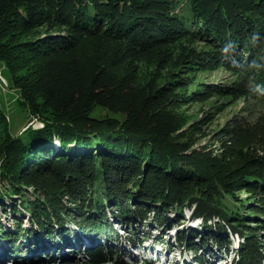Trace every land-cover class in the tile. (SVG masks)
Returning a JSON list of instances; mask_svg holds the SVG:
<instances>
[{"label":"trees","instance_id":"trees-1","mask_svg":"<svg viewBox=\"0 0 264 264\" xmlns=\"http://www.w3.org/2000/svg\"><path fill=\"white\" fill-rule=\"evenodd\" d=\"M179 1L0 0V62L42 121L11 136L0 105V206L13 199L17 223L0 226V264H155L118 248L151 239L130 220L166 230L184 207L202 222V232L175 228L190 263L228 257L227 227L240 237L230 263L264 264V220L238 210L240 192L260 191L249 200L264 214V151L236 147V124L232 160L197 151L174 109L176 68L203 64L185 43L197 38L213 43L207 64L237 75L240 95L264 99V0H185L187 14ZM139 61L156 67L142 76Z\"/></svg>","mask_w":264,"mask_h":264},{"label":"rangeland","instance_id":"rangeland-1","mask_svg":"<svg viewBox=\"0 0 264 264\" xmlns=\"http://www.w3.org/2000/svg\"><path fill=\"white\" fill-rule=\"evenodd\" d=\"M176 11L180 14L188 13L189 7L185 4V0L179 1L176 6ZM42 31L45 30L43 29ZM185 43L189 52H192L196 57L203 58L202 66L196 65L192 68H189V66L183 68L178 67L174 74L175 79H181L184 84V86L176 90V99L178 100L175 102L174 109L178 115L186 119V124L184 126L185 131L183 132L185 139H188L192 148L197 151L205 150L211 152L212 155H227L229 159L232 160L234 151L230 148V146H232L230 145L231 143H229V141L226 142V140L232 137V135L228 133L233 125L236 124L237 132L233 141L236 147L250 145L257 149V151H264V145L261 143V128L264 127V99L261 100L257 97L252 98L251 96L240 95L242 91L239 87H242L243 84L240 83L237 75L230 72L226 67H214L212 64H207L209 61H206V58L211 55V50L214 47L213 43L201 38L186 41ZM137 65H139L141 73H143L142 76L145 75V72L152 71L156 67L154 63L145 61H139ZM184 65H186V63H184L183 66ZM163 75H167L166 79L170 78L169 71L168 73L164 72ZM158 81L161 83V81L165 80L160 78ZM213 91L221 92L216 93ZM0 105L8 123L7 131L11 136L20 135L27 125L34 128L42 125V121L31 114L29 107L20 96L19 88L15 86L7 68L1 62ZM106 113L111 114L108 109L103 107H96L93 111L95 115ZM252 195H255L253 198L257 201L260 191L256 194H248L245 191L240 192V196L245 198V200L243 206H238V210H240L242 214H248L249 217L256 216L260 220H264V214L259 213L260 211H258V209H253L255 206H252V203L255 201L250 203L251 201L249 199ZM15 199L19 198L16 197ZM11 201L13 202L14 200H4L7 210L0 206V226L3 225L10 229L17 227L16 220L13 219L14 216L9 213V208L11 204H13ZM229 205L233 206L235 204L230 201ZM190 211V208L184 207L182 209V214L178 215L182 217L179 219L181 224H177L176 226L169 224L166 230H162L157 224H152L150 219L140 221L132 218L129 225L130 230L133 228L135 231L133 233L138 232L140 237H146L147 235L151 237L149 240L143 238L145 240L143 243L144 245L141 248L132 249L133 252L139 256L141 254H146L149 258L153 259L155 264H194V262L190 263V259L194 256V252L187 250L173 237L175 228H180L181 225L183 226L182 228L185 229V232L190 228L196 229L202 226V222H200L198 218L190 217ZM172 214L173 211L170 210L167 215L171 217ZM20 216L23 221L22 225L27 226L29 224L26 220L27 215ZM257 224L258 223H254L253 221L251 222L252 226ZM196 230L198 231L199 229ZM226 230L228 232L227 236L231 241L228 257L225 256L222 260L220 258L217 259L218 261L216 260V264H229L230 257L235 252V246L237 242L240 241V237L237 234L229 233L227 227H225V231ZM259 231L258 229V232ZM118 232L123 235L128 234V232L124 234L121 229H118ZM185 234L189 236L191 241L200 245L196 235L192 236L190 232L189 234ZM159 237L164 240L163 244L153 241L154 238L158 240ZM122 238L123 237H121V239ZM121 247L123 248L122 250L126 252L130 251L132 248L129 243H124L123 245L120 242L118 248ZM232 248H234V250ZM201 249L207 251L208 246L206 247V243H204V247ZM212 250L215 252V248ZM200 252H202V250L198 251V253ZM214 252L208 254L212 255ZM127 259L129 260L130 258L127 257ZM225 260L227 262H224ZM7 264H9V262Z\"/></svg>","mask_w":264,"mask_h":264},{"label":"bare ground","instance_id":"bare-ground-1","mask_svg":"<svg viewBox=\"0 0 264 264\" xmlns=\"http://www.w3.org/2000/svg\"><path fill=\"white\" fill-rule=\"evenodd\" d=\"M221 260H222V259H221ZM224 262H227V261L225 260ZM230 262H231V261H229L228 263L231 264Z\"/></svg>","mask_w":264,"mask_h":264}]
</instances>
